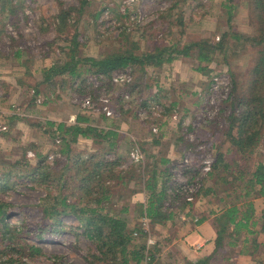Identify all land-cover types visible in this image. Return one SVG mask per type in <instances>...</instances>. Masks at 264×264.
<instances>
[{
    "label": "rangeland",
    "instance_id": "rangeland-1",
    "mask_svg": "<svg viewBox=\"0 0 264 264\" xmlns=\"http://www.w3.org/2000/svg\"><path fill=\"white\" fill-rule=\"evenodd\" d=\"M226 1L0 0V101L4 99L6 94L14 95L15 92L14 98L8 99L9 103L5 104V107H10V109L5 107L1 109L3 116L0 117V133H11L12 131L8 127L10 121L5 119L7 109L21 120L20 133H23L17 137L19 140H16L14 144L5 146L0 143V176L3 174L8 175V180L4 181L7 188L0 191V201L9 204L7 219L4 223L0 222V264H6L10 256L18 258L21 254L18 253L19 249L25 247L26 244L40 248L43 251V254H36L32 258L25 253L24 260L27 264H112L111 261L100 262L95 259V257H100L98 244L88 237L86 223H81L72 214L61 215L60 222L52 234L51 240L38 241L34 237L43 219L39 207L48 195L47 190H50L49 192L53 196L59 195L60 192L56 180L64 172L61 166L59 169L56 168L55 163L62 159L63 148L66 142H69V139L65 141L63 134L58 131V125L74 124L80 113L92 112L91 121L109 129L114 128L119 131L121 126L129 125V133L131 131L135 133L129 139L130 141H136L137 144L134 143V146L138 145L142 149L140 142L145 140L146 144L148 142L151 145L148 148L149 151L152 152L153 150L161 159L163 156L169 155V151H172L173 146L169 147L167 142L171 143L175 138L174 144L180 136L181 127H184L186 132L183 131L186 133V139L191 142L199 144V138L202 141L210 142L206 144V148L203 149L201 146L188 157L190 159L189 168L193 167V169L201 171V176L209 173V171L204 172L203 170L206 161L211 162L213 166L219 152L225 155L228 150H232L231 143L225 141L226 137L224 135L229 113L220 114V110L224 100L228 98L231 92L234 81L232 74L236 76L235 81L238 82L240 91H245L246 85L250 81L249 72L253 64L257 63L259 59L256 52L258 49L252 48L250 41V44H248V41L244 44L247 48L244 54L235 55L233 51L229 53L231 67L224 63L218 64L222 59L219 56L218 62H213L210 65L209 68L212 72L209 76L195 71L193 59L185 57H180L173 62L180 61V64H176L175 68L172 67L173 63L166 64L161 69L149 67L147 84L144 85V88L149 89L145 90L144 94L146 97L154 96V99L148 101V108L153 109L156 106L159 109L141 114L144 110L143 107H136L135 118L133 115L124 117L117 115L115 109L116 94L134 81V77L127 72L121 71L133 78L131 83L114 84L113 76L119 71L114 72L111 77L114 86L113 91L109 94L104 92L105 89L101 92L97 91L95 94L96 100L89 92L91 89L98 90L97 88L101 87L103 82L100 76L90 70L89 65L86 63L81 62L77 65L83 75L80 79L73 81L67 74H63L46 81L48 70L52 66L63 65L69 60L71 39L69 38L67 41L66 36L70 31H72V35L78 36L80 53L76 58L81 57V60L96 59L111 50L117 52L119 48L124 47L125 49V43L120 44L121 39L119 37L128 31L127 36L131 37V44H137L142 52H154L158 47L161 48L173 43L184 46L201 39L218 43L225 33L231 35L238 33L253 38L256 34L257 16L259 14L257 9L252 10L249 6L253 3V0H233L232 3L235 6L233 8H225L224 5L230 4ZM86 3L91 4L88 11ZM173 5H175V8L169 14L170 18L163 22L166 27L161 28L160 21H158L160 15L164 13L163 16H167V11ZM3 7L5 9L2 13ZM63 9L72 11L69 22L74 27L66 25L64 32L60 33L58 32L57 18ZM99 12L101 15L95 20L93 15ZM168 21H172L170 25L174 26L171 31L172 36L167 35L171 29L168 27ZM151 27L153 29H150ZM146 28L147 31L144 34L143 30ZM157 29L160 30V35L155 37L154 33ZM166 35L167 38L159 42L160 38ZM170 38H173L172 42L166 41ZM231 40L233 45H236V40ZM230 47H233L232 44H230ZM18 50L20 51V57L15 55ZM191 69L200 75L192 73ZM10 81L13 83L12 86H3L4 83ZM84 83L85 85H83ZM196 84L199 97L196 106L188 112L179 110L185 104L191 103L190 97L193 98L194 95L190 93L194 90ZM90 85H92V88L88 87L83 90ZM137 93L136 96L138 97ZM126 96L129 98L126 99ZM136 96L132 97L130 94H126L124 96V108L131 110V102L134 100L133 98H137ZM188 96L190 97L187 98ZM138 99L140 98L138 97ZM88 102L91 103V106L96 104L95 108L89 109L86 106ZM177 104L179 105L177 106ZM168 109H171V111L168 112ZM43 110L50 111L45 114ZM108 113H111V115H108ZM101 115H105L108 120H102ZM48 122H53L54 126L50 127ZM118 126L120 127L118 128ZM146 127L150 128L151 135H149ZM155 128L157 132H154ZM178 128L179 132L176 133ZM188 128L193 131L187 132ZM18 132L19 130L16 129L13 136H16ZM162 136L167 138L164 143L165 146L152 149L155 140ZM86 140L93 144L92 140ZM168 140H171V142ZM75 146L83 152L82 159H87L90 154L96 153L98 149L95 145L88 147L86 143L81 144L80 142ZM196 146L198 147V145ZM212 146L213 148H211ZM178 149L179 147H176V151L173 150L172 153L179 154ZM132 150L130 152H125L123 149L120 151V155L126 158L122 165L124 170L129 169L134 164L130 157ZM208 150L211 152H207ZM262 154L264 155V152ZM152 155L155 156L153 152ZM184 160L185 158H182V161ZM227 160L231 161L232 157H228ZM159 164L162 167L161 162ZM38 165L44 168L45 166L51 167L50 170L44 172L50 174V178L44 179L45 183L42 186L39 184L40 179L36 172ZM219 171H222V168ZM70 174L71 171L68 170L67 176L69 177ZM190 177L193 178V175L191 174ZM229 180L231 182L232 178H229ZM186 181V177L178 176V183L181 185H184ZM46 183H49L50 189L47 188ZM77 185L78 183L75 182L73 186ZM206 185L211 186L210 183H206ZM238 185L241 184L238 182ZM130 188L133 189L134 186ZM232 190L233 186L217 185L215 188L216 195H211L206 199L196 198L191 213L192 219L186 215L190 213L189 208H185L180 213L181 219L185 223L189 222L187 224L196 225L203 217H213V226L215 231L218 232L219 229H222L218 225L223 224L225 226L223 213L228 209V204L238 201L236 197L241 193L237 191L231 194ZM141 193L140 191L132 197L133 210H135L137 204H140L142 197L137 200H133V198L141 196ZM79 194L76 193V196ZM228 194H231V197H227ZM257 194L255 192V198L239 201L237 205L244 211L247 208L242 207L245 202L254 203L255 217L260 220L264 212V198L258 197ZM119 195L115 197V202H118L115 206L122 208L124 200L119 199ZM192 199L191 202H194L193 197ZM145 200L143 199L144 204H146ZM177 221L178 219L175 220V223ZM5 225H8L10 229L6 230ZM143 229L148 233L146 238L142 241L136 240L135 244L140 245L145 241L148 244L149 238L156 242L155 245H151V251L156 256L151 264H188L193 262L187 260L181 247L176 243L179 242L177 241L179 239L169 236L170 232L173 233L177 230L176 228L168 226L162 230V233H158L157 228L149 223L148 227ZM256 231L259 234L247 235V232L243 231L244 233H242L240 239L236 237L233 239L230 236L233 233V227L228 228V231L221 234L223 242L220 248L217 249L216 239L214 253L205 257V259L211 257L209 264L264 263V232H262L260 222ZM160 234L161 236H159ZM12 236H14L15 243L13 251L6 249ZM252 241L258 243H255L258 246L257 249H255V244ZM185 243L193 251L199 245L195 242L186 241ZM202 244L204 246L205 242ZM154 246H157V249L154 250ZM199 260L197 259L194 262Z\"/></svg>",
    "mask_w": 264,
    "mask_h": 264
},
{
    "label": "trees",
    "instance_id": "trees-1",
    "mask_svg": "<svg viewBox=\"0 0 264 264\" xmlns=\"http://www.w3.org/2000/svg\"><path fill=\"white\" fill-rule=\"evenodd\" d=\"M232 2L233 0H227L226 3L230 4L224 5V7H235ZM90 5V3H86L87 11ZM249 6L252 10L257 9L259 11L256 34L253 38L238 33L232 35L225 33L218 43L201 39L184 46L173 43L161 48L158 47L154 52H142L137 44H131V37L127 36L128 31L119 37L121 39L120 44L125 43V49L124 47L119 48L117 52L111 50L96 59L81 60V57L76 58L80 53L78 36L72 35V31L69 32L66 36L67 41L69 38L71 39L69 60L63 65L52 66L48 70L46 81L63 74H67L73 81L80 79L83 75L77 65L81 62L86 63L89 65L90 70L100 76L103 82V85L97 88L98 90L91 89L89 92L96 100L95 94L97 91L101 92L105 89L104 92L107 94L113 91L114 86L111 77L114 72H127L134 77V81L123 87V90L115 96L116 114L122 117L133 115L135 118L136 107L145 108L149 104L148 101L154 99L153 95L146 97L144 94L145 90L149 89L144 88V85L147 84L149 67L161 69L164 65L172 64L180 57H185L193 59L195 71L209 76L212 72L209 67L213 62H218L219 56L222 59L218 64L224 63L231 67L229 53L233 51L235 55L244 54L247 51L246 45H244L247 41L248 44H250L249 41L251 42L252 48L258 49L256 52L259 59L257 63L253 64L249 72L250 81L246 85L245 91H240V86L235 81L236 76L232 74L234 81L231 92L228 98L224 100L220 110V114L229 113L224 135L226 137L225 141L231 143L232 150H228L225 155L219 152L211 171L205 176L200 175L201 171L195 170L193 167L189 168V165L182 160L171 164L167 159V155L160 160L162 164L160 169L159 162L150 154V151H146L147 149L144 148L145 152L142 149L146 153L144 162L133 164L126 170L122 169L126 158L120 155V151L123 149V151L130 152L135 147L134 143L136 141L126 140L125 134L114 128L109 129L92 122L90 118L93 115L92 112L80 113L74 124H59L58 131L63 134L65 141L69 139V142H66L63 148L62 159L55 163V167L59 169L61 166L64 173L56 180L58 181L57 187L60 190L59 195L53 196L49 192L50 190H47L48 195L39 207L43 219L34 235L38 241L51 240V236L60 222L61 215L72 214L81 223H86L88 237L98 244L100 257H95L96 260L100 262L111 261L112 264H133V262L134 264H151L155 260V255L151 251L152 248L147 247L146 241L140 245L135 244L136 240L142 241L148 234L144 231L143 224L140 223L141 219L148 218L150 224L154 227L158 225L165 226L168 223L175 222L185 208L190 209V213L186 214L188 217L194 209L196 198L206 199L211 195H216L215 188L219 184L233 186L231 194L237 191L241 193L236 197L238 201L228 204V209L223 213L225 226L223 224L218 225L222 229L217 232V249L220 248L223 242L221 234L228 231L230 227H233V233L230 234L233 239L235 237L240 239L242 233H244L243 231H246L247 235L257 234L256 228L259 222L262 224V232H264V212L260 220H257L254 203L245 202L242 205L244 208L247 207L244 211L237 205L239 201L255 198V192L258 193V197L264 198V155L262 154L264 152V0H253V3ZM174 8L175 5L167 11V16L164 17V13L160 15L158 21H160L161 28L166 27L163 22L170 18L169 14ZM4 9L3 7L2 13ZM71 14V10L63 9L61 11L57 18L58 32L63 33L66 25L74 27L69 22ZM100 15V12L95 13L93 18L97 20ZM168 22V27L171 29L167 35L172 36L171 31L174 26L170 25L172 21ZM181 23L183 24V22ZM143 31L145 34L147 28ZM159 35L160 30L157 29L154 36L158 37ZM167 35L160 38L159 42L165 40ZM231 39L236 40L235 46ZM172 40L173 38H170L166 41L172 42ZM230 44H232V48ZM218 52L219 54H217ZM15 55L20 57V51L18 50ZM88 87L92 88V85L86 86L83 90ZM136 92H138L137 95L140 99L136 96ZM126 94L137 97L133 98L134 100L131 102V110L124 108V96ZM167 111L170 112L171 109ZM101 119L107 120L105 115H101ZM48 125L53 127L54 123L48 122ZM181 128L180 136L177 139V147L180 148L178 150L179 154L184 153L182 158L186 159L195 149L198 150L201 146L204 149L207 147L206 144L210 143L202 141L201 138H199V144L191 142L186 139L185 128ZM192 131L191 128L187 130V132ZM79 137L92 140L93 145L98 148L97 152L90 154L87 159H82L83 152L75 148ZM155 143L161 144L160 138L156 139ZM228 157H232V160H227ZM255 160L257 161L255 162ZM221 168L222 171H219ZM50 169V166H45V168L41 165L37 166L36 172L40 179V186L45 183L44 179L50 178V174L44 173L45 170ZM68 170L71 171L69 177L67 176ZM191 174L193 178L190 177ZM178 176L186 177L187 181L184 185L178 183ZM7 177V174L0 176V191L6 190L7 186L4 181L8 180ZM229 178H232L231 182ZM75 182L78 185L74 187ZM238 182L241 185L237 186ZM206 183H210L211 186H207ZM46 184L47 188L50 189L49 183ZM133 186V189L130 188ZM190 189H193L192 192H190ZM140 191L147 196V202L146 204H137L135 210H133L132 197ZM76 193L80 194L76 196ZM118 194H120L119 199L124 200L122 208L115 206L118 204V202H115V197ZM231 194H228L227 197H231ZM191 197L194 198V202L189 201ZM8 207L9 204L0 201V222L2 223L7 219ZM203 219L198 222L201 223ZM4 227L6 230L10 229L8 225ZM252 242L257 243L256 241ZM257 244H255V249L258 247ZM157 246H154V250L157 249ZM6 249L11 251L15 249L14 236L9 239ZM18 253H21L18 258L10 256L6 264H27L24 260L25 253L32 258L36 254H43V251L40 248L26 244L25 247L19 249ZM210 260L211 257L203 258L198 262L188 264H209Z\"/></svg>",
    "mask_w": 264,
    "mask_h": 264
},
{
    "label": "crops",
    "instance_id": "crops-1",
    "mask_svg": "<svg viewBox=\"0 0 264 264\" xmlns=\"http://www.w3.org/2000/svg\"><path fill=\"white\" fill-rule=\"evenodd\" d=\"M176 64H180V61L178 62H176V63H173V65H172V67L173 68H175V65ZM176 68H177V66H176ZM191 71H192V73H194V74H198V75H200L199 73H196L195 71H193L192 69H191ZM191 71H189V73H191ZM190 75V74H189ZM8 85H13V83L10 81L9 83H4V85L3 86H5V87H7ZM195 87H197V84L196 85H194V90L190 93V94H193L194 95V97L193 98H191L190 96H188L187 98H189L190 97V99H191V103H189V104H185V106L182 108V107H180V109L179 110H181V111H183V112H188V110H191V108L193 107H195L196 106V104H197V101H199V97H198V90L196 91V89H198V87L197 88H195ZM14 95H15V92H14ZM14 95H12V94H6V96L4 97V99L3 100H1L0 101V105H1V107H0V117H1V115L3 116V112H1V109H4V108H2V107H5L6 105V103L8 104L9 103V101H8V99L10 100V99H12V98H14ZM187 95V94H186ZM189 100V99H188ZM179 104H177V106H178ZM176 106V105H175ZM5 108H8V109H10V107H5ZM6 110V114H5V119L6 120H9L10 122H9V125L10 126H8L9 127V129L11 130L12 129V131H11V133H0V143H2V144H4L5 146H7V145H11V144H14L15 142H16V140H19L17 137H19V136H21L23 133H20V129H21V127H22V123H21V120H19L18 119V117H16V116H14L13 115V113L10 111V110ZM44 111V113L45 114H47V112L48 111H50V110H43ZM52 111V110H51ZM182 112V113H183ZM42 115H44L45 116V114H43V113H41ZM2 119V118H1ZM5 119H4V121H5ZM108 120V119H107ZM5 123V122H4ZM24 124V123H23ZM120 126H118V128H119ZM122 127V126H121ZM121 127L119 128V132H122V133H124L125 134V139L126 140H128L129 141V139L130 138H132L133 136H131V135H133V134H135L134 132H132L131 131V133H129L130 132V126L129 125H125V126H123L122 128V130H121ZM147 129H148V131H149V135H151V130H150V128L149 127H146ZM19 130V132L17 133V135L16 136H13V132L15 131V130ZM126 129V130H125ZM23 130V129H22ZM179 132V128H178V130H177V132L176 133H178ZM129 136H131V137H129ZM174 136H176V135H174ZM15 137V138H14ZM165 137H166V135H165ZM165 137H161L160 138V142H161V144H156L155 142L152 144V145H154L153 147H152V149H154V148H156V147H158V146H160V147H163V146H165L164 145V143L166 142V139L167 138H165ZM14 138V139H13ZM81 139V140H80ZM80 139H78L79 141L78 142H80L81 144H84V143H86L87 144V146L88 147H93V144L92 143H90V141H88V140H86L85 138H80ZM157 139H159V138H157ZM141 140V139H140ZM174 140H175V138H174ZM174 140H172V142H171V140H168L169 142H171V143H169L168 144V142H167V145L169 146V147H171V146H173L172 147V151L173 150H175L176 149V147H177V141H175V143L173 144V142H174ZM141 145L140 146H142V149L144 148V149H147L146 151H149V146H151L150 144H148V142H147V144H146V142H145V140H141ZM150 143V142H149ZM34 145H36V144H34ZM89 149V148H88ZM143 149V150H144ZM180 149V148H179ZM178 149V150H179ZM172 151H169V155H167V159H168V161H170V163L171 164H173L174 162H180L181 160H182V155L184 154V153H181V154H176V153H172ZM176 151V150H175ZM125 152H127L126 150H125ZM144 152H145V150H144ZM143 152V153H144ZM152 152L154 153V157H155V159L158 161V162H160V160H161V158H160V156H158V155H156L155 154V152L152 150ZM152 152H150V154H152ZM178 152V151H177ZM144 155H145V159H146V153H144ZM160 155H161V153H160ZM153 156V155H152ZM159 165V168L161 169V167H160V164H158ZM142 197V199L140 200V203L141 204H144L145 202L143 201V199L147 202V196L143 193H141V196H135V198H133V200H137V199H139V198H141ZM189 218H191V215L190 216H188ZM204 218V217H203ZM143 219V218H142ZM141 219V220H142ZM192 219V218H191ZM141 223H142V221H141ZM150 223V222H149ZM182 223H184V224H182ZM187 223H189V222H186L185 223V221H183V219H181V217H179L178 218V221L175 223H168L167 225H165V226H162V225H158V226H155L157 229V231H158V233H162V230L164 229V228H166V227H168V226H172V227H174V228H176L177 230L176 231H173V233L172 232H170V234H169V236L171 237V238H173L174 237V239H179V240H177V241H179V242H176L180 247H181V250L183 251V254L185 255V257L187 258V260L190 262V261H197V259L199 260V259H201V258H205V257H208V256H210V255H212L213 253H214V251H215V240L217 239V232L215 231V228H214V226H213V224H214V222H213V217H205L204 219H203V221L201 222V223H196V225H192V224H187ZM154 227V228H155ZM176 233H178V234H176ZM159 236H161V234L159 235ZM179 237V238H178ZM166 239V238H165ZM186 241H188V242H195V243H198L199 245H203L202 243L203 242H205V247L202 249V248H200L199 250H201V251H199V250H197V249H195L194 251L192 250V249H190L189 248V246L188 245H186ZM195 259V260H194Z\"/></svg>",
    "mask_w": 264,
    "mask_h": 264
},
{
    "label": "built area",
    "instance_id": "built-area-1",
    "mask_svg": "<svg viewBox=\"0 0 264 264\" xmlns=\"http://www.w3.org/2000/svg\"><path fill=\"white\" fill-rule=\"evenodd\" d=\"M132 80H133V78L129 75V74H127V73H124V72H119V73H115L114 74V76H113V82H114V84H117V85H124V84H129V83H131L132 82ZM127 98L126 99H128L129 97L128 96H126ZM125 99V100H126ZM93 104V103H92ZM86 106H88L89 107V109H92V108H95V106H96V104H93V106H91V103L90 102H88L87 104H86ZM144 110L141 112V114H146V113H148V112H151L152 110H158L159 109V107H157L156 108V106L155 107H153V109H150V108H148V106L147 107H145V108H143ZM140 112V111H139ZM108 115H111V113H108ZM154 132H157V129L155 128L154 129ZM130 157H131V159H132V161H133V163L134 164H141L142 162H144L145 161V156H144V153H143V151H142V149H141V147H139L138 145L137 146H135V148H133V150H132V152H131V154H130ZM184 163L185 164H187V165H189L190 164V159L187 157L185 160H184ZM211 167H212V165H211V162H209V161H206L205 162V167H204V172H210L211 171ZM190 192H192V189H190ZM193 199H192V197L191 198H189V201H192ZM149 219L148 218H143L142 219V224H143V228H146V227H148V225H149ZM197 222V221H196ZM146 230H148V229H146ZM147 232V231H146ZM148 244H147V247L148 248H151V245H155V241H153V240H151V238H149V240H148V242H147ZM203 247V245H198V247L196 248V249H200V248H202ZM156 257V256H155Z\"/></svg>",
    "mask_w": 264,
    "mask_h": 264
}]
</instances>
